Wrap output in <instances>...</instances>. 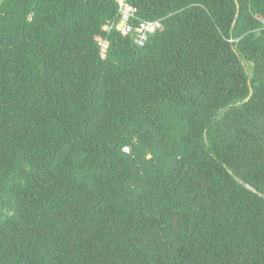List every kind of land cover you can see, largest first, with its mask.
<instances>
[{
	"label": "trees",
	"instance_id": "16d2710c",
	"mask_svg": "<svg viewBox=\"0 0 264 264\" xmlns=\"http://www.w3.org/2000/svg\"><path fill=\"white\" fill-rule=\"evenodd\" d=\"M127 1H0V264H264V0Z\"/></svg>",
	"mask_w": 264,
	"mask_h": 264
},
{
	"label": "built area",
	"instance_id": "2783aa9c",
	"mask_svg": "<svg viewBox=\"0 0 264 264\" xmlns=\"http://www.w3.org/2000/svg\"><path fill=\"white\" fill-rule=\"evenodd\" d=\"M117 4V16L107 20L102 26L103 33H109L112 29L117 30L122 36L129 37L133 43L143 46L148 37L158 30H161V20H137L136 7L132 6L127 0H115ZM101 58L106 56L108 41L106 36L99 34L95 37ZM123 150L128 152V148Z\"/></svg>",
	"mask_w": 264,
	"mask_h": 264
},
{
	"label": "rangeland",
	"instance_id": "374dc122",
	"mask_svg": "<svg viewBox=\"0 0 264 264\" xmlns=\"http://www.w3.org/2000/svg\"><path fill=\"white\" fill-rule=\"evenodd\" d=\"M0 1H2V0H0Z\"/></svg>",
	"mask_w": 264,
	"mask_h": 264
}]
</instances>
